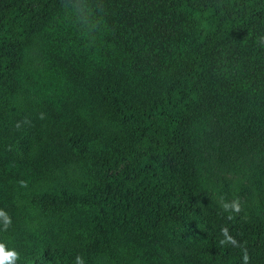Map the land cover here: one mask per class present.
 I'll list each match as a JSON object with an SVG mask.
<instances>
[{
    "label": "trees",
    "instance_id": "trees-1",
    "mask_svg": "<svg viewBox=\"0 0 264 264\" xmlns=\"http://www.w3.org/2000/svg\"><path fill=\"white\" fill-rule=\"evenodd\" d=\"M261 36L264 0H0L15 264H264Z\"/></svg>",
    "mask_w": 264,
    "mask_h": 264
},
{
    "label": "clouds",
    "instance_id": "clouds-1",
    "mask_svg": "<svg viewBox=\"0 0 264 264\" xmlns=\"http://www.w3.org/2000/svg\"><path fill=\"white\" fill-rule=\"evenodd\" d=\"M258 43L261 47H264V36H261L258 38ZM40 119H43V114H40ZM17 128L20 127V123L17 122L16 125ZM222 207L225 211H234L236 213H239L240 211V205L238 201H232L230 203H223ZM0 215L4 216V227L7 229L8 226L11 225V218L8 217L4 213H0ZM228 241L235 244L236 242L232 238H228ZM225 241H221V244H224ZM18 259V254L14 250H6L5 245L3 243H0V264H15V261ZM247 260V257H245V261ZM76 264H84V260L82 257L77 256L76 257Z\"/></svg>",
    "mask_w": 264,
    "mask_h": 264
}]
</instances>
